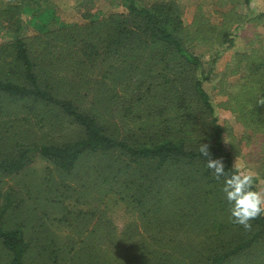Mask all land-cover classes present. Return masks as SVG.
Returning a JSON list of instances; mask_svg holds the SVG:
<instances>
[{
	"label": "trees",
	"instance_id": "obj_1",
	"mask_svg": "<svg viewBox=\"0 0 264 264\" xmlns=\"http://www.w3.org/2000/svg\"><path fill=\"white\" fill-rule=\"evenodd\" d=\"M125 2L127 13L112 12L104 17L89 14V22L56 31L52 41L51 33H47L41 45H31L20 35L0 44V185L8 183L6 177L26 175L42 155L48 163L47 174L58 172L62 181L78 177L83 184L92 182L105 198H114L116 206L124 202L132 210H141L143 229L138 224H126L121 235L115 237V226L97 223L92 231L93 235L100 231L115 237L119 264H264V214L250 220L248 228L230 217L227 227L235 233V239L221 235L218 241L210 238L228 230L223 222L226 219L218 224L210 213L217 216L220 211L223 215L231 206L222 191L224 179H218L206 167L207 160L199 152L201 144L209 146L210 158L223 161L228 175L238 167L225 144L216 105L204 86L213 68L206 69L201 56L187 45L184 8L176 0H158L150 6L138 0ZM212 27L213 32L219 28ZM219 29L230 46L236 34L225 25ZM62 41L67 47L60 45ZM58 45L60 50L53 48ZM248 59L246 63L240 60L248 69L238 89L242 94L230 95V108L238 111L246 125L256 122L257 128L264 131V55ZM51 73L68 75L57 85L55 76L48 78ZM106 75H114L117 81L111 86L98 82L99 76ZM128 89L137 98L128 107L134 111L140 101L150 116L159 112L155 105L160 99L179 103L175 117L179 133L155 139L143 137L141 132L122 134L112 130L102 115V102L127 99ZM68 92L86 96L94 93V102L101 104L98 108L89 106L80 94L75 98ZM145 97L154 104H148ZM8 99L15 103H8ZM36 108H40L39 115ZM56 109L58 123L63 119L76 124L77 131L60 141L34 139L38 135L32 132L37 127L31 121L32 114L38 117L43 135L47 125L42 124ZM191 127L196 129L187 130ZM45 179L50 180L47 176ZM256 183L255 178L252 190L259 192ZM62 185L67 187L69 183L63 181ZM214 198L221 199L222 205L213 204L210 199ZM20 202L8 188L0 187V264H58L57 248H53V254L45 249L40 253L45 262L32 254L37 253L31 248L24 224L5 226V213L16 211ZM91 213L92 219H101L106 209L95 208ZM151 217L154 221H147ZM165 217L169 218L167 222ZM207 222L222 226L211 232L207 246L204 244L209 254L201 247L195 252L182 248L187 244L179 232L190 223V237L199 240L208 233ZM149 231L152 235L148 236ZM170 231L173 237L165 241ZM102 245L101 241L88 245L90 264H103L107 248L104 250Z\"/></svg>",
	"mask_w": 264,
	"mask_h": 264
},
{
	"label": "rangeland",
	"instance_id": "obj_2",
	"mask_svg": "<svg viewBox=\"0 0 264 264\" xmlns=\"http://www.w3.org/2000/svg\"><path fill=\"white\" fill-rule=\"evenodd\" d=\"M138 1L143 6H150L158 0ZM176 1L184 8L183 19L186 26L184 35L187 34L188 47L192 52L201 56L206 69L213 68L211 77L204 83V86L216 105L219 121L224 127L225 144L232 151L239 170L242 173L252 172L255 174L258 191L264 195V131L257 128L256 122L253 125H246L240 119L238 111L230 108V105H233L230 95L242 94L238 89L245 81L243 77L248 69L244 64L246 59L254 60L258 55H264V0H250L249 2L247 0ZM127 7L125 0H0V44L10 43L16 35H20L24 39H28L31 45H41V38L47 33H51L49 39L52 41L56 31L89 22L91 20L88 17L89 14L100 13V16L104 17L112 12L127 13ZM224 25L236 34V38L230 46L224 42L223 34L219 29ZM212 26L219 28L213 32L211 31ZM57 42L60 41L57 40ZM60 45L67 47L64 41ZM60 45L53 48L60 50ZM38 47L40 50L42 49L41 46ZM240 60H243L244 63ZM142 70L143 68L138 69V73H141ZM40 73L46 77L41 71ZM51 75L55 76L58 85L61 82L60 79L68 74L55 75L51 73L48 78H51ZM102 76L97 78L98 82L101 80V83H106L109 86L117 81L114 75H106L104 78ZM89 81L91 80L87 82ZM79 94L82 99L88 101L89 106L96 105L98 108V104H101L94 102V93L86 96L83 93L68 92L69 97L77 98ZM127 94V99L118 98V103L110 99H104L102 102V105L105 106L101 110L102 115L111 124L109 127L112 130H119L117 132L122 134L129 133V131L138 132V134L141 132V136L155 139L179 133L180 125H176L177 119L175 118L180 109L179 103L172 100L162 102L160 99L159 105L158 103L155 105L159 112L150 116L146 114V109L142 108L140 101L137 103L138 106L133 107L134 111L131 110L132 108L128 105L134 100L137 102V98L132 90L128 89ZM137 96H141V93H137ZM146 100L148 104L149 102L153 103L151 98ZM8 103L15 102L9 100ZM112 105L114 109H112ZM138 108L140 112H138ZM39 109H34L38 115ZM162 111L165 113L161 114ZM55 112L57 109L49 113L47 121L42 124L47 125L44 128L46 134L43 135H41L43 130L38 117L34 113L32 114L31 121L37 125L32 132L38 135L34 139L60 141L65 137L72 136L77 131L76 126L74 127L76 124L63 121V119L58 123L54 117ZM153 120L155 122L151 125ZM35 125H32L31 128L33 129ZM193 128L187 130H193ZM189 133L194 134L192 131ZM47 168V161L40 155L23 177L4 178L8 180V183H2L0 187L3 190L8 188L15 200H21L16 211L5 213L3 218L5 226L10 228L21 223L24 224L27 239L32 240L31 248L37 253L32 252V254L39 255V260L42 262L45 260L44 256H40V253H43L44 249L53 254L55 252L52 251L53 248H57L58 264H90L86 255L87 247L91 246L93 241L95 243L101 241L104 250L107 248L103 264H119L118 252L115 250L118 243L115 237L121 235L120 231L126 224H138L143 229L142 211L132 210L124 202L116 206L114 198L110 200L108 197L105 198L96 185L92 182L83 184L78 177L63 180L69 183L67 187L63 186L62 177L58 175V172L52 175L47 174ZM46 176L50 178L49 181L45 179ZM54 189L56 190L54 191ZM210 200L215 205H222L219 198ZM95 208L106 209V213L102 215L101 219L91 218V212ZM211 208L214 210L213 207ZM216 213L217 216H214L215 212H211V218L218 219V224L226 219L223 222L228 230L226 232L219 231L210 238L213 241H218V237L221 235L227 240L235 239V233L227 227L231 217V215L229 216L230 211L223 215L220 211ZM97 214L100 215L99 212ZM168 220L169 218L165 217L164 222ZM147 221L153 222L154 218L151 217ZM97 223L103 226L108 224L113 228L115 226L112 231L115 237L111 238L110 233L104 235L105 232L100 233V231L93 235L92 231ZM207 224L209 230L207 228L206 231L208 233L200 236L199 240H195L190 237L192 230L191 224L188 223L186 229L183 228L179 235L183 236L184 243L190 247L183 244L182 248H192V251L195 252L197 248L201 247L205 254H209L204 244L207 246L208 236L214 230L218 231L222 226L219 227L216 222H213L212 225L208 222ZM186 231L188 232L186 233ZM172 234L173 232L170 231L165 241L173 237ZM147 235H152V232L149 231ZM179 237L174 238L178 241ZM111 239H115V241L113 242ZM175 255L177 254L175 253ZM46 259L49 261L48 258Z\"/></svg>",
	"mask_w": 264,
	"mask_h": 264
},
{
	"label": "clouds",
	"instance_id": "obj_3",
	"mask_svg": "<svg viewBox=\"0 0 264 264\" xmlns=\"http://www.w3.org/2000/svg\"><path fill=\"white\" fill-rule=\"evenodd\" d=\"M199 152L207 160L206 167L212 170L218 179H224L222 191L231 206L230 215L234 222L246 228L250 227V220L264 214V195L252 190L255 174L242 173L237 168L228 175L221 159L210 158L207 144H201Z\"/></svg>",
	"mask_w": 264,
	"mask_h": 264
}]
</instances>
